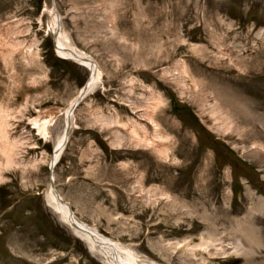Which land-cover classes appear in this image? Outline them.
Instances as JSON below:
<instances>
[{
  "label": "rangeland",
  "instance_id": "1",
  "mask_svg": "<svg viewBox=\"0 0 264 264\" xmlns=\"http://www.w3.org/2000/svg\"><path fill=\"white\" fill-rule=\"evenodd\" d=\"M52 2L0 0V45L12 29L40 50L28 64L14 55L15 70L0 55V118L10 123L0 133V264H104L47 205L49 167L32 166L52 151L33 121L67 106L90 75L57 55ZM54 2L74 45L104 74L73 113L55 165L76 216L157 264H264V0ZM164 69L198 83L182 94ZM147 86L164 99L155 120L171 138L168 157L127 138L117 147V127L91 123L96 114L142 121L128 98L144 99ZM16 140L19 166L1 148ZM194 238L225 246L240 238L248 256L173 251Z\"/></svg>",
  "mask_w": 264,
  "mask_h": 264
},
{
  "label": "bare ground",
  "instance_id": "2",
  "mask_svg": "<svg viewBox=\"0 0 264 264\" xmlns=\"http://www.w3.org/2000/svg\"><path fill=\"white\" fill-rule=\"evenodd\" d=\"M46 11V13H48L49 15V32H51L52 34L56 30H59V32H57L58 36L56 42L58 46L55 49L57 55L62 58H66L68 60H72L79 64L87 66L86 68L89 70L88 72L92 74L91 79L89 81L88 92H92L97 87L101 86V84L103 83L104 74L100 63L91 55H89L88 52H85L84 50L74 45L70 34L66 32L65 28L63 27V17L60 14L55 2H52L51 6L48 7ZM10 31L11 32H9V34L4 39H2L3 42L0 45V55L7 64H10V66H12V69L15 70L14 55L16 54L21 56V58H23V61L27 64L31 63V56L35 58H40L39 48L33 45H30L28 48H25L24 45H22L23 41L15 39V35L13 36V30L11 29ZM23 31L20 30L19 32ZM119 40H122V42H125V44H127L128 42L127 39L122 36ZM236 46L240 47L239 44H237ZM83 59H86V61ZM160 75L164 78L171 79V81H174L182 94H186L191 89L193 90L195 88V85H197L198 83L194 81L195 79L193 77H188L189 74L187 71L181 78H179L180 76H173L172 71L169 69H164ZM185 77L188 78L186 79ZM36 81L37 79L35 80V83ZM144 90H146L148 93V96L146 95L144 99L140 100L134 98L132 100L131 98H128L131 101L129 104L133 107V111L138 112L142 110L141 113L138 114V117L143 122L135 121L136 119L134 118H132V121H123L120 120L117 115L114 116V114H96V116H91V123L100 124L101 126L106 125L109 127H117V131L114 132L115 139L114 141H112V144L116 145L117 147L121 146L122 141L127 138L128 141L131 144H134L135 146L143 145L146 148H152L155 151L162 152L165 157H168L169 149H171V138L162 129L161 124L157 120H155L156 108L164 102V99H162V96L158 92H154L149 86L145 87ZM79 92L64 108L58 110H49L48 112L45 111L44 113H42V115H39V117L33 121L35 128H37V130L39 131V133L37 134L43 139H45L47 142L52 143L51 152L46 149H43L39 156H36L32 159L33 167L42 163L46 164L49 167L53 156H56L55 165L59 163L62 154L64 153V150L67 147L66 144L63 147V144L67 139L66 126L67 119L68 117H70V115L72 120V127L74 126L73 113H75V111H72V105L78 101ZM223 116H226V114L222 113L221 117ZM57 122L59 127L53 133V131L51 130V126H53V129H55V124H57ZM9 124L10 123L8 121L5 123V119L1 120L0 118V133H2V136L4 135V133H8L7 129L10 126ZM148 124L153 126L152 131H149L147 127ZM120 129H124L127 135L121 134L122 132ZM149 133L154 134L153 136H150ZM5 140H7V138ZM18 144L19 140L13 141L12 143L8 141H3V145L1 147L6 153L7 163L13 164L15 166H19L20 164V160H18L17 158L19 155V152H17ZM55 165L54 168H56ZM1 178H3L2 174H0V180ZM44 197L47 205L50 206L56 213H58L62 220L70 226L68 210L66 206L61 204L56 199L55 195L52 192L50 184L46 188ZM263 204L264 201H261L259 207H262ZM78 222L82 226L91 228L92 231L95 233V236H92L91 233L87 231L73 229L70 226L73 233L75 234V236L83 240L92 252L99 255L104 264H157L151 258H143L137 252L132 250L128 246V244L126 245L112 237L101 233L98 230L97 226L93 224L90 225L80 218L78 219ZM243 245L244 244L240 238L233 239V241L226 246L221 243H219L218 245V243H214L212 241H207L203 238H200L199 241L197 239V241L195 242L179 240L173 245V251L179 249H186L189 251L190 256L194 257L196 253H199V251H201L202 253H204L205 251L208 252L209 249L213 247L215 250V254L226 253L227 251H234L236 254H241L247 257L248 255H246V253L243 251V249H245Z\"/></svg>",
  "mask_w": 264,
  "mask_h": 264
},
{
  "label": "water",
  "instance_id": "3",
  "mask_svg": "<svg viewBox=\"0 0 264 264\" xmlns=\"http://www.w3.org/2000/svg\"><path fill=\"white\" fill-rule=\"evenodd\" d=\"M55 0H53V3H54ZM55 5V4H54ZM57 32H59V30H56L54 33H53V47L54 49H56V47L58 46L57 45ZM86 61V59H83ZM86 66V65H84ZM87 67V66H86ZM90 68V67H89ZM91 75H89L88 77V80L87 82L85 83V85L82 87V89L80 90L79 92V99L78 101L72 105V111H75L76 108L78 107L79 103L83 100V98L87 95V93H89V81L91 79ZM72 120H71V115L70 117H68L67 119V126H66V135H67V139L66 141L64 142L63 144V147L65 146V144H67L68 142V139H69V134L71 132V128H72ZM55 162H56V156H53L52 160H51V163L49 165V182H50V186H51V189H52V192L53 194L55 195L56 199L61 203L63 204L64 206H66L67 210H68V217H69V222H70V226L71 228L73 229H78V230H83V231H87L89 233H91L92 236H95L94 232L92 231L91 228L89 227H86V226H82L79 222H78V217L76 216L73 208H72V205L70 202H68L62 195L61 193L58 191L57 189V185H56V182H55V168H54V165H55ZM192 241H197V238H194V240Z\"/></svg>",
  "mask_w": 264,
  "mask_h": 264
}]
</instances>
